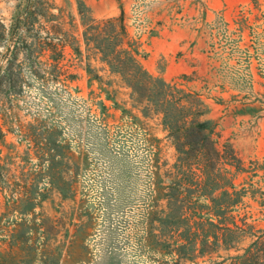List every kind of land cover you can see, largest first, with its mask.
I'll return each instance as SVG.
<instances>
[{"label":"rangeland","instance_id":"1","mask_svg":"<svg viewBox=\"0 0 264 264\" xmlns=\"http://www.w3.org/2000/svg\"><path fill=\"white\" fill-rule=\"evenodd\" d=\"M39 4L70 37L61 76L33 68L52 55L33 34L19 39ZM80 7L97 21L123 14L143 69L205 111L211 160L181 173L187 213L242 231L207 227L220 242L182 260L145 241L166 208L153 183L179 155L164 114L87 49ZM0 159V264H264V0H0Z\"/></svg>","mask_w":264,"mask_h":264},{"label":"trees","instance_id":"2","mask_svg":"<svg viewBox=\"0 0 264 264\" xmlns=\"http://www.w3.org/2000/svg\"><path fill=\"white\" fill-rule=\"evenodd\" d=\"M48 11V6L43 4H39L33 10L29 9L18 23L22 32H25L19 39L22 40V45H26L24 41L26 34H33L35 47L40 56L51 52L52 55L47 62L41 61L38 57L32 64L34 69L39 71L48 69L50 74L56 77L58 74L60 76L66 74L61 66V60L63 49L70 41V37L63 32L61 21L46 19ZM80 14L85 26L84 41L87 49H93L101 54V61L106 63L112 72L123 77L132 88L133 95L137 97L139 103L147 102V109L153 108L156 112L164 114L163 124L174 140L179 155L173 167L175 171L168 170L164 173L163 181L153 183L155 185L153 203L166 201V208L161 211L153 210L150 213L148 239L145 241L155 242L172 253H176L178 260H182L189 258L196 251L203 254L205 250H210L213 244L220 242L219 234L213 233L214 231L210 233L207 227L223 231V237L227 232L242 231L238 226L236 230H232L229 227H220L219 224L210 220H195L198 214L196 211L191 215L187 213L186 196L192 197L194 193L191 189L184 187L180 177L181 173L185 168L192 169L194 164L209 167L211 160L201 153L202 149L209 147L212 132L210 121L198 120V117L203 116L205 111L202 109L192 111L187 108L183 105V97L180 95L191 98V94L185 93L184 90L161 78L154 77L143 69L138 59V43L130 38L123 14L119 18L103 21L89 17L83 7H80ZM39 17H45L46 22L40 21ZM13 32L14 35L18 34V31L12 30ZM75 50L80 52L79 48ZM12 60V58L8 59L7 63L12 65ZM7 73L10 75L12 68H8ZM6 175V168L0 159V182H6ZM153 175L160 180L161 175L158 171ZM196 188L198 192L199 183H196ZM225 195L228 194L225 193ZM211 236L213 241H210ZM227 242L226 239V245Z\"/></svg>","mask_w":264,"mask_h":264}]
</instances>
